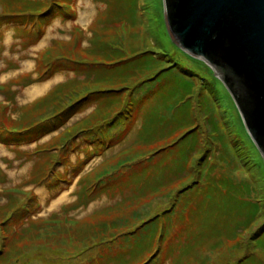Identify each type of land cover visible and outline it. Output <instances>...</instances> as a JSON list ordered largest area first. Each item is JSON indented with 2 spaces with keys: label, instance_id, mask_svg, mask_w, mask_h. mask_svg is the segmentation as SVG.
I'll use <instances>...</instances> for the list:
<instances>
[{
  "label": "rangeland",
  "instance_id": "374dc122",
  "mask_svg": "<svg viewBox=\"0 0 264 264\" xmlns=\"http://www.w3.org/2000/svg\"><path fill=\"white\" fill-rule=\"evenodd\" d=\"M110 1L74 0L71 5L72 15L68 13L67 16L65 13L58 14V9H52L43 17L46 24L40 29L41 34L39 27L32 23L22 24L18 22L19 20L13 21V18L6 19L0 24V118L4 117L2 126L14 132L17 130L12 125L13 120L19 118L26 109L56 86L69 80L78 82L89 78L88 71H76L65 64L63 68H53L55 64H59L56 60L64 58L69 52L85 63L91 64L92 60L96 59L89 53L90 43L94 38L93 33L97 28L100 29L98 25L103 24L104 13L108 10L119 19L107 20L104 24L106 27L102 26L104 31L99 35L103 38L105 36L124 38L122 43L127 45L128 35L133 31L132 34L139 36L135 40L137 45L141 44L142 48H149L157 57H163L168 53L171 57L167 58L171 59L173 64H177L145 83L143 85L145 87L135 92L132 98L126 93L127 90L123 91H126L123 93L124 102H128V98L130 101V98L136 97L139 107L134 105L131 109L124 108V112H132L134 117L124 123L120 129L116 127L105 130L101 125L96 126L101 127L98 128L100 136L113 137L110 141L104 140L105 146L102 149L94 148L92 142L83 139V134L76 136L79 153L67 149L66 160L68 165H75V168L58 163L54 165L53 172L48 174V170L45 169L41 176L40 171L45 166L43 167V156L38 155L40 152L37 150L44 147L51 137L83 120L94 110L99 101L88 99L82 102L83 105L64 126L40 140L33 138L20 141L17 133H12V140L6 142L0 138V206L8 200L7 194L10 190L20 187L21 191L28 193V196L26 199L21 198L17 207L36 205V209H32L24 219L30 217V221L33 220L41 225L44 230L41 235L47 238V241L41 238L34 244H29L25 236L24 242L22 240L18 242L19 249L25 251L18 258L13 257L12 263L198 264L191 256L193 254L191 252L195 249L194 244L195 246L201 244L209 234L215 238L222 231L228 230L230 220L233 224L239 219L251 221L255 217V221L258 220L254 221L252 228L241 232L240 244L234 245L236 241H227L221 249L209 254V264H264V229L255 239L260 246L255 247L254 245L257 244L253 242L254 231L264 226V187H262L264 170L261 169L263 163L255 158L256 156L248 154L251 166L245 161L244 156H241L245 151L244 147H253V144L231 94L210 66L209 69L199 62L190 60L183 51L172 44L173 39L169 37L165 18L164 0ZM4 5L5 1L0 0L2 12ZM169 64H164L162 67ZM121 66L112 68L110 72L116 73ZM104 70L108 71L106 68ZM40 78L44 80L39 81ZM89 79L95 80L93 77ZM189 79H192L191 86ZM45 82L50 84L41 95L31 97L28 94V89L32 85H41ZM12 104L15 107L14 113L13 111L11 113L9 108L13 106ZM2 109L5 110L4 114ZM48 109L50 110L47 114H50L52 109L46 107L38 113L46 115ZM192 119L197 128L186 134L189 130L186 124ZM117 130L119 132H116ZM160 131L173 138L166 139V137L153 145H145L140 141V138H146L147 134L151 132L156 134ZM182 134L184 135L181 138ZM172 140L176 142L171 148L145 157L148 151L170 144ZM205 152H212L211 158L215 161L216 175L224 173L231 177L224 178L225 193L219 191L222 185L214 187L211 185L213 192L208 189L205 192L196 191L190 209L192 221L185 215L186 212L184 216L176 212L180 208L179 196L175 198L179 189L178 182L172 186L163 182L162 188H165L154 197L138 195L144 191V186L150 179L148 175L146 176L149 170L146 169L148 162L143 161V157L148 159L150 157L149 166L157 161L151 172L152 182L156 177L160 180L164 179V175L172 177V172L169 170H174V174L177 175L179 170L184 168L187 171L184 179L186 182L193 176L189 173V167L193 169L194 163ZM52 153L56 157H61L63 152L56 148ZM215 155L217 156L214 157ZM130 156L143 161L133 164L131 168L134 171V169L138 170L139 166L145 167L138 173L141 179L134 178V182H131L129 177L123 176L118 178L119 182L112 180L111 184L110 181L104 189L97 186V194L90 199L81 198L83 195L81 192L83 183L79 182L81 176L89 173L91 175L89 179H92L93 175L110 169L119 159ZM219 158L223 161L217 160ZM229 160H235L239 164V169L234 170ZM58 172L61 174L59 175ZM44 176L49 178L43 180ZM58 178L61 180L58 181ZM243 181L254 186V191L251 185L249 188L244 186L241 183ZM122 182L130 186L117 190ZM239 183L241 184L236 185ZM110 189L114 190L110 191ZM133 197L137 199L133 205H120L122 199L128 198L131 199L126 204L133 203ZM256 198L260 200L259 204L263 209L260 217L256 205L249 202H254ZM173 207H175L174 211L160 214L157 219L143 225L144 221L154 214ZM13 210L9 212L12 213ZM174 212L176 215L167 220L166 217ZM138 213L142 216L139 217ZM113 219H116L118 224L106 226L108 233L104 239L103 236L101 239L100 236L96 238L90 236V239L85 240L81 234L87 226H94L99 230L100 222L111 223ZM30 221L22 220L18 223L12 219L11 224L13 229L22 233L23 229L26 231L32 229ZM194 221L197 225L193 228L202 235H198L194 240L174 241L173 246L177 248L172 247L167 253L166 246L169 242L162 240L160 236L165 234L167 237L177 226L180 227L178 230L186 234L191 227L188 224ZM117 225L119 228L114 229ZM126 230L129 233L121 235ZM0 264H5L4 259Z\"/></svg>",
  "mask_w": 264,
  "mask_h": 264
},
{
  "label": "trees",
  "instance_id": "16d2710c",
  "mask_svg": "<svg viewBox=\"0 0 264 264\" xmlns=\"http://www.w3.org/2000/svg\"><path fill=\"white\" fill-rule=\"evenodd\" d=\"M4 1H5V5H4L5 7L3 8L4 12H2V10L0 9V24L6 19L13 18V21L19 20L18 22H21L22 24L27 25L29 23H32L34 26L39 27V32H40V29L44 27V25L46 24V23L44 24L43 17L47 14V12H50L52 9H58L59 10L58 14L60 15H63V13H65L66 16L68 13L72 15L71 5H73L74 0L73 1L72 0H4ZM105 1L109 2V0H105ZM104 16L105 17L103 24L98 25L100 29L97 28V31L93 33L94 38L92 39L89 48L92 53L88 51L96 59L93 58L94 60H92L91 64L85 63L84 60H82L77 56L74 55L72 56L69 52V54H66L64 58L63 57L58 58L56 61L59 64H55V67L53 68V69H60L63 68L65 64V66H71L76 71H80V70L88 71L89 72L88 77L89 78L93 77L95 78V80L89 78L86 79V81H78V82L75 80H69L56 86L45 96H43L38 101L33 103L30 108L26 109L19 116V118L13 120L12 125L17 130L16 132L12 130H6V128L2 126L4 117L0 118V132L2 133L0 135V138L4 142L8 140H12V135H11L12 133H17L18 140L20 141H27L28 139H33V138L35 140H40L42 137L51 134L53 131L64 126L67 123L68 119L76 112V110L83 105L82 102H85L88 99H91V101L94 100L99 101V103L96 105L94 110L91 113H89L83 120L77 122L76 124L64 130L63 132L59 133L58 135L51 137V139L45 143L44 147H40L37 150L38 152H40L38 155L43 156V161H44L43 167L45 166V168L40 171L39 175L41 176H43L45 169L48 170L47 171L48 174L53 172L52 170H54V165L56 166V164L58 163L63 166L66 165L68 167L73 166L72 164L68 165L66 163L68 157L67 149L71 150V152L78 151L79 153V149H78L79 142H76L75 140H76V136L80 134H83L82 136L83 139L86 138L87 140H89V142H92L94 148L102 149L105 146L104 140L110 141L113 139V137L100 136L98 132V128L103 127V129L105 130H110V128L113 129L118 127L120 129L124 123L129 122L134 117V114H132V112L131 113L124 112V108L131 109L133 108L134 105H137L139 107L138 99L136 97L134 99H131L133 97L132 95L135 94V92L137 93L139 89L142 90L145 87L143 86L145 83H147L148 81H152V79L158 77L160 73H162L166 69L177 65L176 63L173 64V61L167 58V57H171L168 53H165L163 55V57H165L164 59L163 57L155 56L153 52L149 50V48L146 47L142 48L141 44L137 45L135 40H137L139 36L136 35L135 33L132 34L133 31L128 35L129 42L127 43V45L122 43V40L124 38H120L118 36H113L112 38H109L110 36H105L103 38L101 35H99V33L104 31V27H106V25L104 24L106 23V21L111 18L113 20L119 19V17L113 16L110 10L106 11L104 13ZM102 26L104 27L102 28ZM30 33L32 32L30 31ZM39 34H41V32ZM172 44L175 47L179 48L181 51H183L184 54L190 60L199 62L203 64L206 68H209V65L207 66V64L204 63L201 59L193 57L192 55L181 49L176 43H174L173 40H172ZM167 63L170 64L167 65L166 67H162V65ZM117 66H121L119 71H117L116 73L110 72L112 68ZM105 68L108 69V71L104 70ZM154 72H156L157 74H153ZM192 75L193 74H190V76ZM41 79L42 78H40L39 81ZM191 81L192 79L188 80L190 86H191ZM124 90H127V92L126 91L125 92L131 96L130 101L128 98V102L127 101L124 102L125 99L123 100V93H125L123 92ZM80 99L82 100L79 101ZM8 100L12 101L11 99ZM139 101L141 102L142 100L140 99ZM12 105L13 106L9 108L11 109L10 112L12 113L13 111L14 113L15 107L14 104ZM43 107L51 108L52 109L51 113L47 114L49 113L50 109H48L45 112L46 115H44L43 113H38ZM4 111L5 110L2 109V114H4ZM102 124H104V126H102ZM106 124H108V126ZM97 125H101V127L100 126L96 127ZM186 128H189L186 134L190 133L191 131L197 128L194 124L193 119L188 124H186ZM116 132H119V130H117ZM183 135L184 134L181 135V138ZM165 138L168 139L173 137L164 134L163 131H160V133L158 132L156 134L151 132L146 135V138L144 139L143 137L140 138V141H142L145 145H153L159 143ZM251 141L253 147L251 146L244 147L245 151L241 153V156H244L245 161L248 162V165L250 164L251 166L252 164L247 155L252 154L253 156H256L255 158L262 161L263 168L261 169L264 170V159L259 149L257 148L256 144H254V141L252 139ZM170 142H171L170 144L166 143L167 145L164 144L155 150L151 149L152 151H148L149 154L148 153L145 154V157L147 155L153 156L154 154H157L161 151H165L171 148L176 141L172 140ZM56 148L61 149V151L63 152L61 154V157H56V155L52 153V150ZM85 150L91 152V150L88 149ZM228 151H230V149H228ZM211 154L212 152L209 153L205 152L202 155V157L198 158V160L194 163L193 169H190L189 167V173L193 176L190 181H186V182L184 181L185 172H187L185 168L184 170L183 169L181 171L179 170L177 175L174 174V170H169L172 172V177L171 176L165 177L164 175L163 180H160L158 177H156L152 182L151 172L153 171L155 162L157 161H154L153 164L149 166L150 157L149 159L143 157L142 158L143 161L148 162V167L146 169L149 170L146 172V176L148 175L150 179L148 184L145 185L146 187L144 186V191H141V193L138 195H142V196L149 195L150 197H154L157 193H159L161 189L165 188V187L162 188L163 182L164 184L167 185L169 184L168 186H172L178 182L179 189L177 191V195L175 196V198H178L179 196L180 208L176 210V212L182 214L183 216L186 212L185 215H187L190 221H192L190 209L192 208L193 205L192 198L196 193V191L199 190L200 192H205V190L208 189V191L210 190L211 192H213L211 189L212 188L211 185H213V187L222 185L219 191L225 193L223 185L226 184L225 183L226 180L224 178L226 176L231 177L230 175H225L224 173H220L217 175L216 173H214V171L216 170V166L214 163L215 161L213 160L214 158L213 159L211 158L212 157ZM217 155H215L214 157H216ZM119 160L110 169H107L102 173L93 175L94 178L92 179H89V176H91L89 175V173L81 176L79 179V182L83 183V185L81 186L82 188L81 192H83L81 198L90 199L91 197L97 194L98 192L97 186H100L102 189H104L110 181L112 180L118 181V178L123 176L129 177V180L131 182H134V178L141 179L140 176L138 177L139 175L138 173L140 169H145V167L139 166L138 170L134 169V171H132L131 168H133V164L137 162L140 163L143 161L136 160L134 156H130V158L129 157L122 158ZM217 160L223 161L222 158H219ZM224 162H226V160H224ZM229 162L233 164L234 170L239 169V164L235 160L232 161L229 160ZM123 167L126 168L122 169ZM73 168H75V165L73 166ZM58 174L60 175L61 173L58 172ZM262 175L264 178V172H262ZM45 178H49V176H44L43 180ZM263 178H261V180H263ZM53 180L56 182L55 179ZM59 180L61 179L58 178V181ZM113 181L111 182V184L113 183ZM241 183L244 186H247V188H249L251 185L250 183L245 181ZM241 183L236 185H240ZM129 186H130L129 184L122 182V185L118 187L117 190H122L128 188ZM226 187L227 186H225V188ZM251 187L252 190L254 191L253 189L254 186L251 185ZM262 187H264V185H262ZM112 190L114 189H110V191ZM103 193H105V191ZM7 196L9 197L8 200L4 203V205L0 206V262L2 263V260L4 259L5 264H14L12 263L11 259L13 257L18 258L25 251V249L22 250L19 249L18 247V242L19 241L22 242L25 236H27L25 237V239L29 241V244L30 243L34 244V242L39 241V239L41 238L44 240L46 239L47 241V238L41 235V233L44 232L41 225L35 223L33 220L30 221V217L24 219L25 216H27L29 213L32 212V209L34 210L36 209V205L35 206L20 205L19 207H17L18 206L17 204L20 203V199L21 198L26 199L28 193L21 191L20 187H18V189L16 190H10ZM183 196L184 199H182ZM29 198H31V196ZM129 199L131 198L122 199L120 201L121 203L120 205H127V206L133 205L137 200L136 197H133L132 200H134V202L126 204V202ZM249 202L254 203L256 205L258 209L257 210L258 217H260L261 216L260 213L263 210L259 204L260 200L257 199L254 202L252 201ZM174 205H176L175 202ZM174 208L175 207L170 209H165L164 211H162V213H156L152 217L148 218V220L146 221L143 220L144 221L143 225L147 224L148 221H153L157 219L160 216V214H166L168 212L174 211ZM10 210H13L12 213H10L11 212ZM137 215L139 217L142 216V214L140 213H138ZM174 215H176L175 212L173 214L168 215L166 217L167 220L169 218L171 219V217H173ZM122 217H124V215H122ZM12 219L14 221H18V223L21 222L22 220L30 221V224L32 225V229L27 231L23 229L22 233H20L18 232L17 229L16 230L13 229L11 224ZM122 220L124 222V218H122ZM254 221H255V217H253L251 221L249 220L243 221L242 219H239L233 224L230 220L228 222V227H229L228 230L222 231L215 238L211 234H209L207 237H205V240L201 244L197 246H195L194 244L195 249H193V252H191L193 253L191 254V256L198 264H209L210 253L221 249L224 245L227 244V241H236L234 245L240 244L241 232L250 230L252 226L255 224ZM100 223L101 225L99 226L100 227L99 230L97 229V227L87 226L81 231V234L84 236L85 240L90 239V236L92 238H96L100 236L99 237L100 239L101 236H103L102 239H104L105 235L108 233V228L106 226L108 224H116V223L118 224V221L116 219H113L111 223L109 222L107 223V221ZM188 225H190L191 227H189V230L186 231V234L183 233L181 230H178L180 227L177 226L169 233L167 237H165V234L160 236L162 240L169 242L166 246L167 253L171 251L172 247H174V249L177 248L173 246L174 241L187 240V239L194 240V238L196 239L198 235L199 236L202 235V233L200 232L198 233V231L195 228H193V226L197 225L195 221ZM260 226L261 225H259V227ZM52 228H54L55 231H57L55 227ZM118 228L119 227L117 225L116 228L114 229H118ZM262 229H264L263 225L259 228V230L254 231V237H255L253 240L254 243H256L255 241L256 236L259 234V232ZM128 233L129 232H127L126 230V232L123 231L121 235H125ZM254 246L255 247L260 246V243Z\"/></svg>",
  "mask_w": 264,
  "mask_h": 264
},
{
  "label": "water",
  "instance_id": "95a60500",
  "mask_svg": "<svg viewBox=\"0 0 264 264\" xmlns=\"http://www.w3.org/2000/svg\"><path fill=\"white\" fill-rule=\"evenodd\" d=\"M173 41L231 94L264 158V0H164Z\"/></svg>",
  "mask_w": 264,
  "mask_h": 264
},
{
  "label": "bare ground",
  "instance_id": "6f19581e",
  "mask_svg": "<svg viewBox=\"0 0 264 264\" xmlns=\"http://www.w3.org/2000/svg\"><path fill=\"white\" fill-rule=\"evenodd\" d=\"M50 82H45L41 85H32L29 89H28V94L31 96V97H34V96H38V95H41L42 92H44L48 86H49Z\"/></svg>",
  "mask_w": 264,
  "mask_h": 264
}]
</instances>
